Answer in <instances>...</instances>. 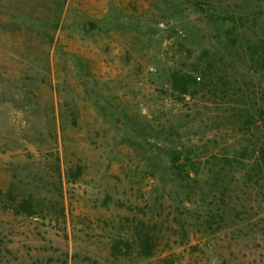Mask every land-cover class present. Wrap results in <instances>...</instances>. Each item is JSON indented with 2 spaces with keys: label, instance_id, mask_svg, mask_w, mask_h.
<instances>
[{
  "label": "rangeland",
  "instance_id": "374dc122",
  "mask_svg": "<svg viewBox=\"0 0 264 264\" xmlns=\"http://www.w3.org/2000/svg\"><path fill=\"white\" fill-rule=\"evenodd\" d=\"M212 5L0 0V264H264L257 116L203 76Z\"/></svg>",
  "mask_w": 264,
  "mask_h": 264
},
{
  "label": "trees",
  "instance_id": "16d2710c",
  "mask_svg": "<svg viewBox=\"0 0 264 264\" xmlns=\"http://www.w3.org/2000/svg\"><path fill=\"white\" fill-rule=\"evenodd\" d=\"M213 3L219 5H212L209 14L221 46L212 45L203 76L217 79L244 111L251 107L256 113L253 165L264 171V0H243L242 6Z\"/></svg>",
  "mask_w": 264,
  "mask_h": 264
}]
</instances>
